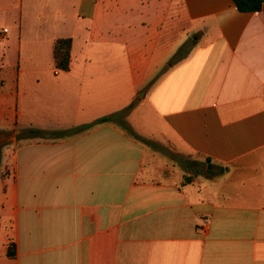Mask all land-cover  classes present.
Listing matches in <instances>:
<instances>
[{"label": "crops", "instance_id": "0c3cea01", "mask_svg": "<svg viewBox=\"0 0 264 264\" xmlns=\"http://www.w3.org/2000/svg\"><path fill=\"white\" fill-rule=\"evenodd\" d=\"M0 141V264H264V3L0 0Z\"/></svg>", "mask_w": 264, "mask_h": 264}, {"label": "trees", "instance_id": "16d2710c", "mask_svg": "<svg viewBox=\"0 0 264 264\" xmlns=\"http://www.w3.org/2000/svg\"><path fill=\"white\" fill-rule=\"evenodd\" d=\"M232 2L239 12L252 13V12H258L261 9L264 3V0H232ZM70 49H71V39L70 38H60V39L55 40L54 45H53V64H54V68L56 71L65 72L69 70ZM131 107L132 105L127 107L123 111L117 113V115L120 118V120L117 121V123L124 131H126L127 134H129L137 142L152 148L154 146L153 143L136 135L124 123L123 117L129 112ZM113 117L114 116H105L90 124L75 128L74 130L78 132L85 131L87 129L93 128L96 125L110 122L112 121ZM24 133L29 135L31 138H44V135H45L42 131L32 129V128L26 129ZM56 134L59 136H64L66 135V132L60 131V132H57ZM0 158H1V153H0ZM206 163L209 164L210 163L209 160H206ZM195 178H196L195 175L194 176L184 175L182 178L181 184L182 185L189 184ZM10 249L11 247L9 248L7 255L9 257H12L13 253Z\"/></svg>", "mask_w": 264, "mask_h": 264}, {"label": "rangeland", "instance_id": "374dc122", "mask_svg": "<svg viewBox=\"0 0 264 264\" xmlns=\"http://www.w3.org/2000/svg\"><path fill=\"white\" fill-rule=\"evenodd\" d=\"M2 83V81H1ZM138 109V108H137ZM6 141V139H4ZM1 143V141H0ZM154 146L151 148L153 151H156L158 153H163L164 155H167L170 159H172L174 162H176L177 165L181 167V170L189 176L194 175H206V168L205 163L199 158H192L189 156H175L174 154H171L167 148H165L164 144H158L154 143ZM160 155V154H159ZM193 162L191 165L190 163Z\"/></svg>", "mask_w": 264, "mask_h": 264}, {"label": "built area", "instance_id": "2783aa9c", "mask_svg": "<svg viewBox=\"0 0 264 264\" xmlns=\"http://www.w3.org/2000/svg\"><path fill=\"white\" fill-rule=\"evenodd\" d=\"M6 32H7V30H6V29H4V30H3V33H6Z\"/></svg>", "mask_w": 264, "mask_h": 264}]
</instances>
